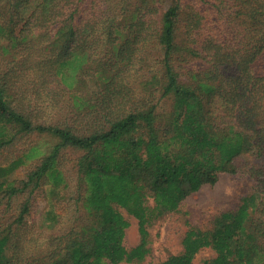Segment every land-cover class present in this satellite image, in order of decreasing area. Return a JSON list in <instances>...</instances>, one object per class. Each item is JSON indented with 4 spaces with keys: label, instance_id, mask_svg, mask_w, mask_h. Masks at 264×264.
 Instances as JSON below:
<instances>
[{
    "label": "trees",
    "instance_id": "trees-1",
    "mask_svg": "<svg viewBox=\"0 0 264 264\" xmlns=\"http://www.w3.org/2000/svg\"><path fill=\"white\" fill-rule=\"evenodd\" d=\"M0 59L27 63L0 70V153L35 133L55 139L46 153L32 145L0 165V205L24 196L0 224V264L140 263L149 226L222 172L248 176L254 190L208 228L188 219L182 251L163 264H193L206 248L214 255L203 264H264V0H0ZM147 62L135 97L133 72ZM39 70L75 92L62 122L36 121L12 94V77ZM69 153L85 218L24 257L20 230L45 186L68 187ZM122 208L138 219L136 246L125 244Z\"/></svg>",
    "mask_w": 264,
    "mask_h": 264
},
{
    "label": "rangeland",
    "instance_id": "rangeland-1",
    "mask_svg": "<svg viewBox=\"0 0 264 264\" xmlns=\"http://www.w3.org/2000/svg\"><path fill=\"white\" fill-rule=\"evenodd\" d=\"M22 59L19 58V60ZM7 62L0 59V70L7 69L10 66L14 67V64L6 65ZM18 65L20 67L16 65L14 68L27 67V63H18ZM153 66L154 63L147 62L138 74L134 75L133 72L131 82L136 93L129 94L135 97L139 96L138 92L148 82L151 75L150 70L153 69ZM26 73L24 72L23 76ZM142 74L143 77L137 78ZM41 75L42 70H39V75L35 78L30 76L27 80H22L21 77H12L16 81L13 83L12 94L19 103L25 106L26 110L34 115L36 121L62 122L74 114L72 105L75 92L72 89L60 87L56 82L51 81L47 75L42 77ZM40 79L46 82L49 81L47 82V92L44 91V88H37L42 85ZM26 88L27 90H25ZM88 92L89 90L85 88L79 94L86 95ZM142 94L148 96L150 93ZM54 142L55 139L48 134L35 133L31 136H25L21 142H18L14 150L6 149L0 153V165L9 163L13 154L28 149L32 145L39 148L40 154L46 153ZM68 155L67 162L63 166L69 184L68 187L62 189L57 195L58 193H50L47 186H45V189L33 201L32 213L27 216L25 224L20 230L23 238L19 244V253L24 257L32 252L38 251V253H41L45 251L49 247L48 239L51 236L59 237L66 234L73 226L81 222L82 217L85 218L86 210L82 203L77 201V175L72 166L74 156L70 153ZM38 161V158H33L26 165L14 171L12 177H24L27 170L32 168ZM253 190L254 182L248 176H237L230 172L220 173L214 184L206 183L200 190L187 196L177 212L167 214L149 226L151 251L144 261L140 263L122 262L120 264H163L169 255L182 251V236L188 219L202 228H208L217 213L236 207L240 198ZM23 200L24 196L21 195L12 201L9 208L6 202L0 205V224L13 221L18 216ZM51 211L58 214L54 222L50 219L53 214ZM122 212L130 222V226L126 229L125 244L127 247L136 246L141 240L138 219L123 208ZM213 255L214 251L211 248L203 249L197 253L193 264H203L204 260L211 258Z\"/></svg>",
    "mask_w": 264,
    "mask_h": 264
}]
</instances>
